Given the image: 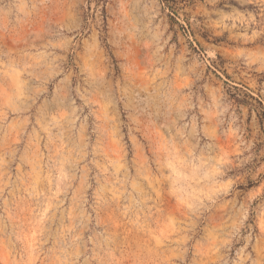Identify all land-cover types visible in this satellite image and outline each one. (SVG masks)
<instances>
[{
  "label": "rangeland",
  "instance_id": "rangeland-1",
  "mask_svg": "<svg viewBox=\"0 0 264 264\" xmlns=\"http://www.w3.org/2000/svg\"><path fill=\"white\" fill-rule=\"evenodd\" d=\"M0 264H264V0H0Z\"/></svg>",
  "mask_w": 264,
  "mask_h": 264
}]
</instances>
